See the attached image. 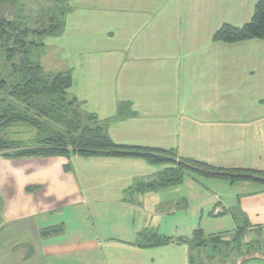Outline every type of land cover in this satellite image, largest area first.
Wrapping results in <instances>:
<instances>
[{"label":"crops","instance_id":"crops-1","mask_svg":"<svg viewBox=\"0 0 264 264\" xmlns=\"http://www.w3.org/2000/svg\"><path fill=\"white\" fill-rule=\"evenodd\" d=\"M256 3L71 0L62 32L44 40L41 64L51 73L60 57L66 68L58 73H72L70 92L99 119L129 106L135 115L108 129L113 143L264 173V40L212 39L223 25L249 22ZM20 161L21 170L9 165ZM164 168L143 159L0 154V244H21L9 264H239L242 251L194 248L192 236L201 229L225 242L244 223L262 254L247 264H264V185L185 174L181 183L142 189ZM141 232L173 243L141 249Z\"/></svg>","mask_w":264,"mask_h":264},{"label":"trees","instance_id":"trees-1","mask_svg":"<svg viewBox=\"0 0 264 264\" xmlns=\"http://www.w3.org/2000/svg\"><path fill=\"white\" fill-rule=\"evenodd\" d=\"M70 1L57 0L63 6L51 14L47 24L31 29L21 17L13 14L17 0H0V57L9 66L6 75L0 74V154L3 157L129 158L164 166L159 176L142 187L146 191L181 183L185 174L225 180L230 184L250 181L264 185L263 172L217 169L199 161L177 159L171 151L113 143L108 129L114 122L135 115L129 106L120 104L113 117L99 119L96 114L86 112L84 104L70 92L73 84L70 71L48 73L41 64L44 40L62 32ZM212 39L224 44L264 40V0H257L249 22L238 28L223 25ZM28 133L31 135L27 136ZM247 228V223L238 225L225 242L220 236L203 238L199 229L192 236L194 248L222 244L223 247L237 246L235 249L242 251L243 245L250 244L253 250L247 247L250 251L241 255L239 263L247 264L250 259L262 258V254L256 252L258 242L249 240ZM50 234V231L45 233ZM137 241L141 249L173 243L170 238L147 232H141Z\"/></svg>","mask_w":264,"mask_h":264},{"label":"rangeland","instance_id":"rangeland-1","mask_svg":"<svg viewBox=\"0 0 264 264\" xmlns=\"http://www.w3.org/2000/svg\"><path fill=\"white\" fill-rule=\"evenodd\" d=\"M18 2V6L13 8V14L15 16H19L21 17L20 19H22L25 23V25L31 29L34 28H38L41 26H44L45 24H47L48 22V18H50L51 14L55 11H57V8H61L63 6V4L57 2V0H17ZM43 58L41 57V61L43 64ZM45 67V66H44ZM66 68L65 63L62 62V60L60 59V57L55 56L54 57V66L52 68H48L47 70H49V72L51 73H58L60 71H63ZM46 69V67H45ZM9 71V66H7L4 63V60L0 57V74L1 75H6ZM27 136H30L31 133L26 134ZM23 136V135H22ZM11 159V158H10ZM27 164L26 161H20L18 162H10V166L11 167H17L18 169H23L25 167V165ZM16 168V169H17ZM9 183H12L11 181H9ZM0 197V216L2 215V211L4 209L5 203H4V199ZM2 221H0V225H1ZM17 238L14 239V243H12L11 240L8 239V242H3V244H0V255L2 254L3 260H1V256H0V264H9V253H13V251L11 252V248L14 245H17V248L21 245L19 243H17ZM231 248H238L237 246H233V245H229ZM247 247L250 248V250H253V246H251L250 244H247ZM243 245L244 250H242L241 254L242 256H245L247 254V251L249 248H247ZM257 248V247H256ZM7 249H9V252L7 251ZM258 254L259 252H261V249H259L258 251H256ZM264 252V250H263ZM213 264H216L213 262Z\"/></svg>","mask_w":264,"mask_h":264}]
</instances>
